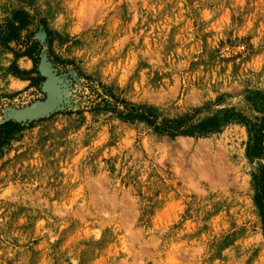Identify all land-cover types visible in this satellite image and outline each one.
<instances>
[{
	"label": "rangeland",
	"instance_id": "rangeland-1",
	"mask_svg": "<svg viewBox=\"0 0 264 264\" xmlns=\"http://www.w3.org/2000/svg\"><path fill=\"white\" fill-rule=\"evenodd\" d=\"M6 122L0 264H264V0H0Z\"/></svg>",
	"mask_w": 264,
	"mask_h": 264
},
{
	"label": "trees",
	"instance_id": "trees-1",
	"mask_svg": "<svg viewBox=\"0 0 264 264\" xmlns=\"http://www.w3.org/2000/svg\"><path fill=\"white\" fill-rule=\"evenodd\" d=\"M28 15L24 12V11H18L15 13L13 20L9 23L8 28H7V33L8 36L6 37V39L2 42L4 47H7L6 45L9 44L10 42H15V43H19L20 42V38H19V31L24 30L27 26H28ZM28 45H38L34 42H29L26 47H28ZM38 48L36 46H31L27 49V51L24 52L23 57H28L34 64V70H32L30 73H35L36 69H37V65L41 64L42 61H44V58L41 57V54H36V58L35 56H33L34 52L37 50ZM15 68L13 67V74L14 75H27V72L25 71H17L14 70ZM38 74V73H37ZM38 81L42 82L45 81L44 77H40L37 78ZM27 81L31 82V86H37V83L34 79L28 78L26 79ZM126 106V110L129 111L130 113H133L135 111L134 107H129ZM137 110V109H136ZM141 110H143V107H141ZM141 118L145 119L146 121L151 122V116H149L147 113L145 112H141ZM21 124L18 123H12V122H6L4 124H2L0 126V128H9V127H15L18 128ZM173 126V125H172ZM171 126V127H172ZM156 127V126H155ZM169 128L171 132L173 131H179V129H181V125L178 126V128ZM158 131H165V127H163L162 125L157 126ZM164 133V132H162ZM2 134H6L8 135L9 133H2ZM7 138L0 136V147L3 146L6 143ZM264 182V174L259 178L258 183L262 184ZM261 191V215L263 218V223H264V189H259Z\"/></svg>",
	"mask_w": 264,
	"mask_h": 264
},
{
	"label": "bare ground",
	"instance_id": "bare-ground-1",
	"mask_svg": "<svg viewBox=\"0 0 264 264\" xmlns=\"http://www.w3.org/2000/svg\"><path fill=\"white\" fill-rule=\"evenodd\" d=\"M16 84H17V83H16ZM16 84H15V85H16ZM15 85H14V86H15ZM17 85H18V87H19V84H17ZM20 86H21V85H20ZM12 87H13V86H12ZM15 87H17V86H15Z\"/></svg>",
	"mask_w": 264,
	"mask_h": 264
}]
</instances>
